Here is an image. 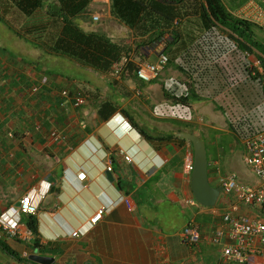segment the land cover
Segmentation results:
<instances>
[{
  "label": "crops",
  "instance_id": "0c3cea01",
  "mask_svg": "<svg viewBox=\"0 0 264 264\" xmlns=\"http://www.w3.org/2000/svg\"><path fill=\"white\" fill-rule=\"evenodd\" d=\"M183 1L180 6L186 16L171 22L165 37L142 58L155 61L162 52L170 59L161 79L150 84L139 81L134 70L115 78L49 50L42 51L36 37L12 29L5 34L0 31V214L17 207L30 191L45 192L35 216L38 232L32 235L34 244L25 239L4 241L19 259L32 256L37 243V256L51 259V264H223L221 248L212 242L215 233L224 229L223 208L219 204L211 208L188 205L194 197L191 175L184 168L193 149L177 135L227 130L219 124L214 110L203 107L210 105L212 89L218 90L223 101L233 102L241 96L240 88L245 97L249 89L259 92V87L250 83L245 86L241 80L242 86L238 85V92L231 96L228 81L233 80V73L228 66L235 68L232 58L239 53L234 48L237 37L217 23L205 31L202 8L193 14L197 11L193 0ZM235 1L236 8L232 7ZM50 2L45 4L47 9L57 8ZM221 2L234 16L246 0ZM197 4L205 7L202 0ZM187 8L193 13L189 14ZM95 15L103 23L93 25ZM45 17L53 20L49 13ZM1 21L7 26L3 17ZM76 23L86 32L104 33L121 45L132 33L112 15L111 4L92 2ZM153 35L155 31L146 37ZM59 59L67 60L73 71L59 66ZM140 61L136 58V65ZM34 81L43 91L30 100L27 92ZM186 83H193L192 88L199 83L202 90L210 91V99L203 101L194 93L186 94ZM61 90L82 93L88 98L87 104L79 110L61 111L56 96ZM139 95L146 100H136ZM181 97L186 99L184 103L178 100ZM105 102H110L116 112L104 121L98 111ZM242 103L245 100L238 105L241 109ZM184 108L194 110L196 115L209 114L211 119L198 128L199 123L193 125L190 116L182 113ZM38 121L42 123L40 130L36 128ZM53 127L68 135L66 143L50 142ZM120 151L132 162L119 157ZM109 167L112 182L106 176ZM208 172L213 186L226 175L217 153L209 160ZM80 174L86 175L84 181L79 180ZM46 184H50L49 189ZM123 199L131 200V210ZM101 208L106 209L102 219L83 236L74 237L73 232L89 228L88 221ZM191 222L200 228V241L195 246L182 239ZM21 223L27 232L26 216ZM59 244L64 252L57 257L52 251ZM71 255L73 263L68 258ZM17 262L0 250V264Z\"/></svg>",
  "mask_w": 264,
  "mask_h": 264
},
{
  "label": "built area",
  "instance_id": "2783aa9c",
  "mask_svg": "<svg viewBox=\"0 0 264 264\" xmlns=\"http://www.w3.org/2000/svg\"><path fill=\"white\" fill-rule=\"evenodd\" d=\"M91 1L110 4V0ZM234 16L239 20L247 21L258 28L264 29V9L256 0H247L241 9L234 13ZM93 20L98 22L100 18L95 15ZM130 62H132L130 55L123 56L112 65V75L120 78ZM168 63V56L159 53L155 61H145L136 66L137 79L146 84L159 80ZM260 65L261 61L257 60L248 69L250 77L257 76ZM42 91V85L38 81H34L28 89L27 96L30 100H35L41 95ZM56 96L60 99L59 108L63 112L79 110L88 101V98L82 93H72L68 90H61L56 93ZM41 124L38 121L36 125L38 130L42 128ZM9 137L11 138L12 135L10 134ZM49 140L52 144H63L67 142L68 135L63 130L53 127L49 131ZM242 144L245 149V165L257 179V183L244 184L235 173H228L218 178L215 187L221 190L218 204L223 208L222 222L224 229H220L215 233L212 242L221 248L223 264H264V129L249 134ZM118 155L126 162H132L131 158L122 151L118 152ZM184 169L186 174L191 175L193 170L192 154L187 157ZM111 170V167H109L108 171L111 172ZM78 178L80 181H84L86 175L80 174ZM49 187L50 184L45 185V188L49 189ZM43 195H45V192L39 191V194H37L36 191H30L22 196L18 207H13L0 214V240L25 239L34 244L32 232L22 230L21 219L23 216L35 217L38 215L39 201ZM123 202L131 210V200L123 199ZM187 203L193 207L201 206L195 199H191ZM105 212V208L99 209L88 221V229L73 232L72 235L77 237L86 234L102 219ZM182 239L189 246L197 245L200 241V228L195 223H189L182 233ZM38 253L39 248L36 247L32 256ZM30 257L25 255L17 264H37L30 261Z\"/></svg>",
  "mask_w": 264,
  "mask_h": 264
},
{
  "label": "trees",
  "instance_id": "16d2710c",
  "mask_svg": "<svg viewBox=\"0 0 264 264\" xmlns=\"http://www.w3.org/2000/svg\"><path fill=\"white\" fill-rule=\"evenodd\" d=\"M12 5L24 16L31 17L44 8L49 1L55 2L57 8L52 10L53 22L58 23L59 30L45 41L47 51L58 56L70 58L78 64L102 74H111L112 65L125 55H129L130 47L114 43L106 34L100 32H86L77 23L76 19L86 12L91 0H10ZM205 4L200 6L198 0H193L198 14L202 8L201 16L205 31H210L215 23L226 28L237 37V43L242 50L257 51L258 60L264 65V44L254 36L252 23L242 21L232 16L223 6L221 0H202ZM264 1V0H263ZM183 0H110L112 15L130 31L139 36H146L155 31L148 43L160 42L171 26V22L185 17L182 6ZM196 12V13H195ZM2 16L0 15V21ZM207 20V21H206ZM213 20L214 24L211 23ZM60 22V23H59ZM171 38H175L171 34ZM43 45L44 43L41 42ZM41 45V47H42ZM170 60V59H169ZM135 71L136 65L130 62L124 71ZM137 78V76L135 75ZM257 77H252L257 80ZM264 91V90H263ZM180 103L186 101L181 97ZM116 112L110 102L103 103L98 111L101 120H107ZM27 217V227L33 235H37L38 224L34 216ZM5 239L0 240V250L20 260L10 250ZM35 246L38 247L37 243Z\"/></svg>",
  "mask_w": 264,
  "mask_h": 264
},
{
  "label": "rangeland",
  "instance_id": "374dc122",
  "mask_svg": "<svg viewBox=\"0 0 264 264\" xmlns=\"http://www.w3.org/2000/svg\"><path fill=\"white\" fill-rule=\"evenodd\" d=\"M240 2L245 0H238ZM247 1V0H246ZM261 7L264 9V1L263 0H256ZM49 3H51L49 1ZM236 3V1H235ZM238 3L233 4L232 7L236 8ZM46 5L43 9H46L45 11H38L31 17H26L23 14H21L15 7L12 5L10 0H0V15L5 19L4 22L0 21V31L2 34H5L8 30L12 29L13 32H16L20 35L27 34L29 37H36L40 41V43H44L41 47L42 51H46V43L43 42L47 40L52 34L57 33L59 30V25L56 22H53L51 19H46V14L49 13V16H52V10L47 9ZM4 10V11H2ZM186 11L189 14L191 13V10L188 8ZM46 13V14H45ZM54 19V18H53ZM93 25L97 26L103 22L99 21L95 23L93 20L91 21ZM254 36L255 38L264 44V29L258 28L257 26L254 27ZM133 33V36H132ZM130 33L129 36L125 37L124 39V45L130 47V58L132 60V63H135L136 58H140V62H145L142 60V58H145L150 52H152L153 47L152 45L158 44V42L154 43H148L149 39L151 37L146 36H139L135 32ZM43 40V41H41ZM234 48L237 53L235 57L232 58V61H235V68L231 70V67L228 66V70L231 75V78L233 80L228 81L229 86V93L234 94L235 92H238L236 89L239 86H242L243 84L245 86H249L248 83H250L253 87V85L259 87V92L255 88H251L250 93L248 92L245 97L242 95L244 92L242 91V88H240L241 96H236L234 98V101L229 100H222L219 98V92L218 90H211L212 99L207 98L209 97V92L206 89H203L200 87V84H196V90L192 91L191 88L193 86V83H186L184 85V91L186 94L194 93L197 97L202 98L203 101H208L210 99L209 103L210 105L203 106L205 108L211 109V112L214 113L215 116H218L219 124L223 123L222 126L227 127L225 129H217L214 131V134L204 132L200 129V132H202L199 137L204 139L208 144H206L207 152L209 160L212 159V157L216 156V153L219 157V160L221 161V167L225 174L227 173H235L239 180L244 184H256L257 179L254 177V175L251 173L249 168L245 165L244 162V154L245 149L243 146V141L246 139V137L249 134H252L256 131H259L261 127H264V98H263V89L264 88V65L261 63L260 70L257 73V80H253L252 77L249 76L248 69H250L254 63L258 60V57L260 56L257 51H253L252 53L246 52V50H242L238 45H234ZM163 51V50H162ZM162 53V52H161ZM248 53V54H247ZM168 56V55H167ZM169 58V56H168ZM52 62V59L50 60L47 58V62ZM59 66H64V68H68V70L71 68L70 63L63 59L58 60ZM62 61V62H61ZM54 63L57 61L53 60ZM170 64V60H169ZM168 64V66H169ZM63 68V67H62ZM167 68V67H166ZM191 69V68H188ZM72 72L73 70H69ZM200 71V70H199ZM235 71V72H234ZM69 72V74H70ZM243 72V74H242ZM229 75V76H230ZM116 78V77H115ZM242 78V79H241ZM247 78H250L249 81L245 80ZM161 79V77H160ZM239 83V84H238ZM192 88V89H193ZM136 100H146L144 95H139L136 97ZM214 99V100H213ZM213 100V101H212ZM242 100H245V104L242 103V109L238 107L240 102ZM233 103L235 104L234 106ZM185 109V110H184ZM182 112L183 114L190 116L189 118L192 120V124L196 125V123H199L197 125L198 128H203L204 125H207L209 123V120L211 119V116L209 114H203L202 115H196L194 110H191L190 112L184 108ZM214 110V111H213ZM214 115V114H213ZM204 116V117H203ZM204 119V120H203ZM207 119V120H206ZM202 139V140H203ZM205 142V143H206ZM211 143H214V147L210 146ZM219 152V153H218ZM216 247V246H215ZM48 251L45 252V254ZM51 252V251H50ZM53 255L55 256H61L64 252L63 245L59 244L57 249H54ZM43 253V252H42ZM71 260V263L75 261L74 257L71 255L68 257Z\"/></svg>",
  "mask_w": 264,
  "mask_h": 264
},
{
  "label": "water",
  "instance_id": "95a60500",
  "mask_svg": "<svg viewBox=\"0 0 264 264\" xmlns=\"http://www.w3.org/2000/svg\"><path fill=\"white\" fill-rule=\"evenodd\" d=\"M181 139L191 143L193 149V170L191 173V190L195 201L203 207H215L220 199L221 190L213 186L209 180V157L205 142L196 133H179ZM108 181L112 182V173H106ZM19 206V203L17 207ZM30 261L37 264H51L49 258L33 255Z\"/></svg>",
  "mask_w": 264,
  "mask_h": 264
},
{
  "label": "clouds",
  "instance_id": "9594fccd",
  "mask_svg": "<svg viewBox=\"0 0 264 264\" xmlns=\"http://www.w3.org/2000/svg\"><path fill=\"white\" fill-rule=\"evenodd\" d=\"M91 3H92V1H91ZM92 20H93V19H92ZM93 21H94V20H93ZM99 21H100V20H99ZM99 21H98V22H99ZM95 23H97V22H95ZM129 55H130V54H129ZM168 64H169V63H168ZM136 66H137V65H136ZM111 74H112V73H111ZM121 77H122V76H121ZM121 77H120V78H121ZM145 84H146V83H145ZM149 84H150V83H149ZM118 115H119V114H118ZM119 116H121V115H119ZM123 121H125V123H128L127 120H124V119H123ZM128 125L130 126L131 124H128Z\"/></svg>",
  "mask_w": 264,
  "mask_h": 264
}]
</instances>
